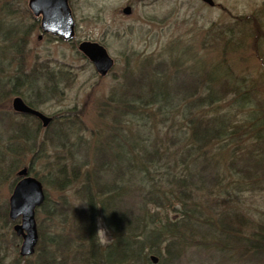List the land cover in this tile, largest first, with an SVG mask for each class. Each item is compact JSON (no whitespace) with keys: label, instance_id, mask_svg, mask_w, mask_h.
I'll return each mask as SVG.
<instances>
[{"label":"rangeland","instance_id":"obj_1","mask_svg":"<svg viewBox=\"0 0 264 264\" xmlns=\"http://www.w3.org/2000/svg\"><path fill=\"white\" fill-rule=\"evenodd\" d=\"M214 1L215 5L210 6L202 0H70L77 24L73 44L52 35L39 37L42 32L37 20L39 17L29 9V0H0V43L3 44L2 37L6 34L10 38L3 48L8 53L4 58L0 55V82L5 86L0 96V257L3 264H25L21 260L24 257L19 254L21 238L14 233L13 224L4 220L6 210L8 215L9 198L18 180L17 171L25 167L30 170L28 146L20 141L22 138L14 135L13 130L22 122L37 126L36 121L13 109L14 97L20 95L35 101L38 110L55 119L47 127L39 122L45 146L38 153L42 159L34 162V170L50 180L44 184L49 203L54 207L65 198L85 207L80 204L75 186H63L64 189L60 190L62 177L58 169L66 166L70 176L75 174L71 170L68 148L81 141L93 143L99 138L100 142L104 141L113 127L112 124L110 128L111 113H119L117 109L121 110L122 101L132 104L137 111L132 109L130 118L121 116L116 121L117 125L124 129L125 135L131 136V131L135 133L136 123L133 125L131 121L127 124V120L148 113L139 105L144 98L139 96L138 91L141 90L126 91V87L133 81L148 80L149 76L168 83V80L176 78L173 75L178 74L180 91L185 86L191 87L190 81L198 73L204 80L206 72L212 75V88L193 84L195 94L187 92L184 95L181 92L183 102L172 110L176 111L175 121L182 130L180 137L183 141L188 131L185 126L192 117L204 120L216 117L218 120L223 116L231 134L210 148L216 162L214 172L208 173L211 184L207 187L196 184L200 187L192 191L194 198L190 207L194 210L196 207L197 211H192V214L204 221L218 222L222 214L229 213L233 220L229 218L228 222L237 228L242 239L252 234L258 222L264 219V0ZM127 5L133 8L130 16L122 13ZM22 29L28 31L24 49L16 44V37L20 36ZM81 40L98 41L106 46L116 62L106 76L98 74L93 64L78 50ZM197 61L200 67L196 72L194 65ZM41 63L53 71H63L55 74L59 85L52 89L54 91L48 92L46 86H42L43 81L39 80L41 76L31 74L37 72L33 65L40 68ZM21 66L26 71L24 75H21ZM20 75L22 79L33 75L34 89L42 93L36 97V92L28 85L16 83ZM48 81L50 83L52 78ZM13 86L16 93L11 92ZM209 92H213L217 101L212 99L207 104L201 99L207 98ZM196 106L193 113L189 111ZM156 119L160 121L162 117ZM254 122L257 129L252 126ZM260 129H263L262 135L258 134ZM190 131L187 144H191ZM46 134L57 137L46 138ZM66 139V147H59ZM183 146L186 143L175 149ZM245 156L246 159L242 158ZM95 159L90 156L82 160L92 167ZM234 159H240L237 166L258 165V172L243 178L239 171L230 168ZM174 187L171 184L164 186L166 190ZM128 199L139 203L137 195L131 194ZM177 208H180L177 204L167 209L152 206L151 213L162 221L167 217L175 220L179 215L175 211ZM36 216L38 224H42L44 232L50 236H68L76 231L72 219L68 217L67 221V217L59 212L49 216L38 209ZM205 230L199 228L198 232ZM258 235L260 239L264 238L263 233ZM96 240L103 247L112 242L102 218L96 221ZM224 240L230 246L236 245L234 237ZM215 241L214 237L211 240L203 238V241L182 238L171 245L170 251L161 244L160 255L156 256L160 258L159 264L259 263L257 257L258 262L251 256L252 250L243 254L239 252L243 247L232 250L222 241L215 247ZM87 242L83 244L89 249ZM38 247L36 254L27 258L38 257ZM50 248L54 262L72 264L73 253L68 254L65 248L57 249L55 245H50ZM150 258V264H153Z\"/></svg>","mask_w":264,"mask_h":264},{"label":"trees","instance_id":"obj_2","mask_svg":"<svg viewBox=\"0 0 264 264\" xmlns=\"http://www.w3.org/2000/svg\"><path fill=\"white\" fill-rule=\"evenodd\" d=\"M21 31L20 36L17 35V40H15L17 47L24 49L28 31L25 29ZM5 36L2 37L3 44L0 43L1 58H4L8 53L3 48L4 43L10 38L7 34ZM41 65L40 68H37V65L34 64L33 70L37 69V72H31V74L37 77L41 76L39 80L43 81L42 86H46L48 92L54 91L52 89L59 85L55 74L63 71L62 69L53 71L47 65H43V63ZM199 67L200 64L197 61L194 65V71ZM20 71L21 75H24L26 72L24 66L20 67ZM205 74V80L198 73L190 81L191 87L185 86L180 91L178 86L181 82L178 78H181L178 74L173 75L176 78L168 80V83H164L162 79H158L156 76H149V79L145 81L141 79L140 83L133 81L126 87V91H132L136 88L141 90L138 91L139 96L144 98L139 105L148 113L143 117H133L127 120V124H130L131 121H133L131 122L133 125L134 122L136 123V132L131 131L133 133L130 132L131 136L125 135L123 133L124 129H119L117 125L118 122L116 121L121 116V118H130L132 117L130 116L132 109L136 110L132 104L127 105L122 101L121 110L117 109L119 113L117 114L114 111L111 113L112 120L110 121L112 123L110 128L112 124L113 127L109 132L110 134L105 136L104 141L100 142L101 139L99 138L93 143L81 141L72 147L69 146L71 170L75 174L74 177L70 176L66 166L58 169L59 175L62 177L60 190L64 189L63 186L66 188L75 186V191H77L81 201L80 204L85 207L65 198H63L61 204L53 207L47 197L40 209L49 216L56 215L59 212L67 217V221L70 217L75 224L76 231L68 236H50L44 232L42 224L39 223L38 257L34 259L22 258L21 260L25 264H63L62 261L54 262L50 245H55L57 249L65 248L68 254L73 253L72 264H128L131 261H134L132 264H138L139 261L141 264H150L149 257L151 255H160L161 244H164L165 249L170 251L171 245L182 238L192 240L194 238V240L203 241V238L211 240L213 237L216 238L213 246H219L222 241L227 248L232 250L243 247L239 250L243 254H246V250H252L251 256L254 259L256 257L259 259L258 264H264V238L260 239L261 237L258 235L259 233L264 234V230H261L264 228V219L258 222V226L250 236L242 239L237 228L232 226V222H228L229 218L233 220L229 213L222 214L217 219L218 222L210 219L204 221L192 214V211H197L195 206V210L190 207L191 199L194 198L192 191H197V188L200 187H197L196 184L206 187L211 184L208 173L212 174L215 170L216 162L213 160V151L211 152L210 148L214 143L218 144L231 135L227 120L223 116H219L218 120L216 117L212 120L192 117L185 126L188 131H183L186 132L184 141L180 137L182 130L175 121L177 119L175 117L176 111L174 113L172 110L181 106L183 102L181 92L184 95L187 92H189V95L191 92L195 94L194 85L197 87L202 85L205 89L212 88L213 77L207 72ZM21 75L16 83L28 85L36 92V97L42 93V91L34 89L36 85L33 75L25 76L23 79ZM51 78L52 81L49 83L48 80H51ZM15 86L11 91L13 93H16L14 91ZM4 90L5 86L0 82V96ZM46 91L44 90V92ZM246 98H244L245 102ZM24 99L32 107H37L35 101L25 97ZM203 100L207 104L217 101L213 92H209L207 98L201 99V101ZM197 107L190 108L189 111L193 113V110ZM158 116L162 117L160 121H156ZM24 117L36 121L37 126L33 127L25 122L18 123L13 130L14 135L22 138L20 141L28 146L30 171L34 172L33 175L41 179L43 184H48L50 180L44 179V175L42 177L34 170L36 159L40 161L43 157L38 153L45 146V138L41 135L40 123L34 117ZM55 118L57 117L55 116ZM142 119L145 120L140 123ZM255 124V122L252 123V126L254 125L257 129ZM189 131L192 133L191 144H187V141L190 140V135H187ZM262 133L263 129L258 130V134L262 135ZM56 137H52V135L49 137L46 134V138ZM67 140L61 142L59 147H66L65 142ZM182 143H186V146L176 150L175 148ZM37 144H39L38 147H36ZM220 149L221 147L217 148L218 151ZM12 151L19 154L17 150L12 149ZM90 156L96 158L95 165L92 167L89 163L84 164L82 160ZM242 158L246 159V156ZM237 161H240V159L232 160L230 168L239 171L243 178L258 172V165L237 166ZM199 169L201 170L196 172ZM170 184L176 187L167 188L166 190L164 186ZM131 194L137 195L139 203L131 202L128 199ZM176 204L180 208L175 209L179 214L175 220L167 217L162 221L155 213H151L152 206L158 209H167L174 207ZM101 218L107 225L112 239V242L104 247L99 245L96 240V221ZM4 220L7 223H12L8 218L7 210L5 211ZM199 228L206 230L205 232H198ZM230 237H234L235 246H230L224 240V238L228 239ZM87 240L86 244L89 249L85 248L83 244ZM149 254L151 255L149 256ZM30 259L32 261H29ZM0 262L3 264L1 257Z\"/></svg>","mask_w":264,"mask_h":264},{"label":"water","instance_id":"obj_3","mask_svg":"<svg viewBox=\"0 0 264 264\" xmlns=\"http://www.w3.org/2000/svg\"><path fill=\"white\" fill-rule=\"evenodd\" d=\"M202 1L210 6L215 5L214 0ZM29 6L35 15L43 14V32L63 37L66 40L73 37L75 22L68 0H30ZM131 12L132 8L129 6L123 9L126 15ZM79 50L94 64L101 76H106L114 66V59L98 42L83 41L79 45ZM12 106L16 112L35 116L44 127L52 121V117L28 105L21 96L14 97ZM17 175L20 179L15 184L9 198V217L13 220L21 217V221L14 226V230L18 236L22 237L19 253L27 257L34 254L39 241L36 208L43 204L46 195L43 183L30 175L27 167L19 170ZM151 259L154 264L158 263V257L153 255Z\"/></svg>","mask_w":264,"mask_h":264},{"label":"flooded vegetation","instance_id":"obj_4","mask_svg":"<svg viewBox=\"0 0 264 264\" xmlns=\"http://www.w3.org/2000/svg\"><path fill=\"white\" fill-rule=\"evenodd\" d=\"M68 3H69V5H70V7H71V10H72V6H71V2H70V0H68ZM127 6H129V7H131L132 8V6L131 5H127ZM123 11V10H122ZM132 11H133V8H132ZM72 12H73V10H72ZM123 13V12H122ZM124 14V13H123ZM132 14V13H131ZM130 14V15H131ZM130 15H128V16H130ZM73 16H74V12H73ZM74 19H75V16H74ZM40 23V22H39ZM76 34H77V24H76V20H75V30H74V38H73V40L72 41H65V40H62V39H60V38H58V39H60V40H62V41H64V42H67V43H75V37H76ZM82 41V40H81ZM81 41H79V43L81 42ZM88 41H92V40H88ZM78 42V41H77ZM92 42H98V41H92ZM78 43V44H79ZM101 43V42H100Z\"/></svg>","mask_w":264,"mask_h":264}]
</instances>
